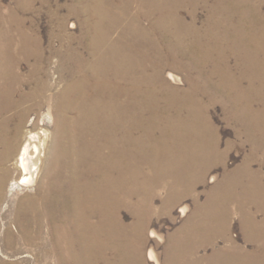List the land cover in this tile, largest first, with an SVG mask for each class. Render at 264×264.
<instances>
[{
    "label": "bare ground",
    "instance_id": "1",
    "mask_svg": "<svg viewBox=\"0 0 264 264\" xmlns=\"http://www.w3.org/2000/svg\"><path fill=\"white\" fill-rule=\"evenodd\" d=\"M36 1L16 0V9H11L8 14L4 12L0 1V207L8 197V178L12 168L21 172L19 180L12 183L13 187L16 183L24 186L37 184L32 192L20 196L22 200L11 217L13 223L11 225L10 221L5 222L2 239L10 245L18 246L22 242L39 241L46 264H145V233L153 213L157 212L154 195L160 185L159 179H162V175H172L175 177L172 184L184 195H196L202 173H206L211 165V160L206 161L204 157H214V163L226 159L223 158L225 155H220V139L216 128L210 121L207 110L195 104L152 108L151 114L157 116L158 121L153 122L152 125L155 126L152 127L149 123L143 129L140 121L147 114L143 111L146 109L138 104L133 107L124 104L126 99L131 98V92L125 90L128 89L125 84L132 88L135 96L133 99H137L139 95L144 97L141 89L139 90L146 82L139 71L141 65L131 53L132 58L129 59L122 47L124 43L121 38L127 36L136 39L140 33L146 34L147 30H140L139 17L131 18L128 27L124 29L120 25L121 20H116L110 12L111 4L108 1L86 0L89 3L87 9L102 16V23L96 24L89 32L86 31V41L74 42L68 39L57 45L51 40L45 45L46 41L42 40L39 31L41 27L36 25V19L24 15L20 17L18 13L20 9L26 13L33 12ZM181 8L184 9L182 6ZM122 12L123 15H128V12ZM238 16L239 19L243 18L242 15ZM166 17L162 22L167 25L169 16L168 19ZM231 17L228 14L226 18L228 20ZM108 18L112 23L105 25ZM255 24L257 21L255 23L254 18V24L241 35H245V47L254 50L244 49L247 54L242 59L250 62H241L240 74L251 71V62L256 63L249 54L256 57L252 52L256 54L261 50L259 56H264V29L260 33H257L259 30L254 32ZM115 31L118 32V37L113 36ZM82 46H86L88 52L82 51ZM228 52H231L230 49H221L220 58H224ZM26 65L27 70L24 71L22 68ZM229 69L224 60L215 64L213 73L218 76V88L228 89L229 86L223 84L228 79L233 85L244 82L237 74V77L233 76V70L232 74L228 73ZM168 75L174 81H181L174 72H169ZM61 82H64V86ZM146 84L150 87L152 85L150 82ZM156 85L157 82L153 86L159 87ZM235 86H230L229 89L236 88ZM162 94L159 96L160 100L164 97ZM249 95L252 96L251 93ZM173 98L181 100L185 96L178 93ZM242 103L246 108V121L249 123L254 120L264 128V116L258 117L259 112L256 113L253 109L254 102ZM45 106L55 120L53 140L48 129L26 124L32 112L40 115ZM9 110L14 112L12 117L17 119L14 127L5 115ZM69 112H75V115H69ZM161 115L170 116L163 120L167 122L165 125L160 122ZM253 126H256L255 123ZM157 131L162 134L152 139V134ZM19 137L21 140H18ZM142 155L151 163L157 179L148 175L142 180V170L139 167V157ZM11 159L12 163L9 164ZM249 165L250 161H247L246 166ZM44 166L46 178L40 180L39 175L45 169ZM125 208L134 215L131 223L124 219ZM163 210L170 212L171 206L167 203ZM181 212H187L186 205L181 207ZM245 215L244 229L248 237H258L260 242L264 241L261 225H257L248 212ZM219 228L227 229L222 225ZM150 232L151 236H159L155 230ZM208 236L211 237L208 241H212L217 232ZM227 239L228 242L232 240ZM198 250L193 249L191 254L194 255ZM186 254L185 250L181 253L174 251L166 264H186L183 261ZM148 256L155 264L159 262L154 249H150Z\"/></svg>",
    "mask_w": 264,
    "mask_h": 264
},
{
    "label": "rangeland",
    "instance_id": "2",
    "mask_svg": "<svg viewBox=\"0 0 264 264\" xmlns=\"http://www.w3.org/2000/svg\"><path fill=\"white\" fill-rule=\"evenodd\" d=\"M0 1L5 13L8 14L11 9H16V0ZM106 1L111 4L110 12L113 17L116 20H121L120 25L122 28L128 27L131 18L135 19L139 17L138 24L140 30H147L146 34L140 33V36L136 39L134 37L127 38V36H120L124 43L122 47L125 49L126 54L129 55V59L134 55L136 56L135 59L141 65L140 74L142 78H146L145 84L139 87L144 97L139 95L138 97L136 96L137 99H133L135 96L132 88H130L129 84H125V87L128 88L125 90L131 92V98L126 99L124 104L128 107L138 104L140 107L146 109H142L147 114L140 121L141 127L144 129L146 124L150 123L152 125L153 122L157 123L158 117L151 114L152 108L201 105L200 107L207 110V115L216 128L218 138L220 139V155L221 157L225 155L223 158H226L223 162L220 160L214 163V157H204L206 161L211 160V165L206 173H202V179L200 178L196 195L186 196V193L184 195L181 190L172 184V180H175L174 176L162 175V179H159L160 185L157 186L154 195L157 212L153 213L150 220L151 223L145 233V264H155V261L151 260L148 256L150 249H154L159 257V262H156V264H166L172 252L181 253L184 250L187 251V257L183 260L186 264H212L211 262L217 264H263L264 241L260 242L258 237V239L248 237L244 227L246 222L245 213L248 212L253 217L254 222L257 225H261L260 229L264 232V128L260 126L261 123H257V125L256 122H253L254 120H251L249 123L246 121L244 114L246 108H244V103H242L253 101L256 103V105L253 103V107H255L253 109L256 110V113L259 112L258 117L264 116V59H262L264 56L262 54L259 56L261 50L256 54L251 50L256 57L249 54L251 60L256 62H251L253 63L251 71H246L244 74L241 73L242 76L240 74V66L241 62L245 60L242 58L247 54L245 50L247 48L254 50V48L245 47L243 40L245 35L241 36L243 31L254 24V18L255 23L257 21V24L254 26V32L259 30L257 33H260V30L264 29V0H190V2L189 0ZM87 4L89 3L86 0H37L34 5L35 11L33 9V12L26 13L20 9L18 13L20 17L24 15L36 19V25L38 24L37 26L41 27L39 31L42 35V40L43 42L44 40L46 41L44 42L45 45L51 40L54 44L57 43L58 45L61 41H67L68 39H72L74 42L86 41L88 38L86 31L89 32V29L93 28L96 24L102 23V16L90 12L87 9ZM122 10L128 12V15L126 16V13L123 15ZM228 14H231L232 17L227 20ZM238 14L242 15L243 18L239 19ZM166 16H169L170 21ZM164 17L168 19L167 25L162 22ZM110 21L108 18L105 21V25H110L112 23ZM117 34L118 32L115 31L113 36L118 37L119 35ZM249 41L251 42V40ZM262 42L264 43V33ZM85 47L82 46L81 50L86 53L88 49ZM221 49L228 51L230 49L231 52H228L224 58H220ZM130 53L132 56H130ZM219 60H224L226 66L230 68L228 73L232 74L231 71L233 70L234 77L238 76L244 80L242 83L235 84L236 86L229 82V79L226 83H223L227 87H236L230 88L231 92L229 91V87V90L221 87L218 88V76L213 73V68ZM130 62L132 61L130 60ZM22 69L26 71L27 65ZM169 72L176 73L181 81L178 82L171 79L168 75ZM149 82L152 83L151 87L146 84ZM155 82H157L156 86L159 87L155 88L153 86ZM61 84L64 86V82H61ZM259 90L260 92H258ZM178 93L183 94L185 98H181V100L180 98H173ZM250 93L253 97L249 95ZM161 94L164 96L162 100L159 99ZM74 113L69 112V115L74 116ZM13 114L14 112L11 110L5 113L12 127L17 122L16 117H12ZM163 116L161 115L160 122L165 125L167 122L163 120L168 119L170 116ZM54 122V117L48 113V108L45 106L40 115L32 112L26 124L31 123L37 125V127L41 126L48 129L53 140V133L55 132ZM253 123L256 126H253ZM156 128H158L157 125ZM161 134L160 131H157L152 134L151 138L155 139ZM18 140H21V138L19 137ZM143 156L139 157L141 160L139 167L142 170V180L148 177V175L157 179L156 172L153 170L151 163L145 156L143 158ZM247 161H250L248 167L246 166ZM11 163L12 159L9 161V164ZM44 168L40 172V180L46 178V167L44 166ZM20 177V170L12 168L8 178L10 182L8 185V197L3 200L0 207V264H46L42 244L39 241L35 243L22 242L18 246L10 245V243L2 239L6 228L5 222L10 221L12 225L11 217L14 215V210L18 206V203L22 200L21 197L26 193L32 192L37 185L24 186L16 183L13 187L12 183L17 182ZM167 203L171 206L170 212L163 210V206ZM183 205L187 206L185 214L181 212ZM123 216L127 223L134 221V215L128 208L124 209ZM221 225L222 227L226 226L227 229H220ZM14 226L16 228L15 223ZM151 230H155L159 236H151ZM213 232H217V236L214 240L208 241V239H211L208 235H212ZM227 238L234 241L230 240L228 242L229 239ZM211 242L213 243L208 245ZM193 249L199 250L193 255L191 254Z\"/></svg>",
    "mask_w": 264,
    "mask_h": 264
}]
</instances>
